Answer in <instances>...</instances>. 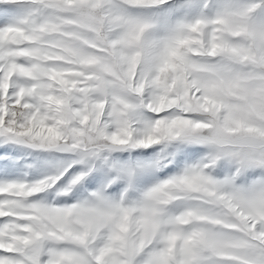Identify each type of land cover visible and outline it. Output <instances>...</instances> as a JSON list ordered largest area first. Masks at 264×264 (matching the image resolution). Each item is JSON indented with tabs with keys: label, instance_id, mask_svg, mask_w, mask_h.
Here are the masks:
<instances>
[{
	"label": "snow or ice",
	"instance_id": "1",
	"mask_svg": "<svg viewBox=\"0 0 264 264\" xmlns=\"http://www.w3.org/2000/svg\"><path fill=\"white\" fill-rule=\"evenodd\" d=\"M0 264H264V0H0Z\"/></svg>",
	"mask_w": 264,
	"mask_h": 264
}]
</instances>
